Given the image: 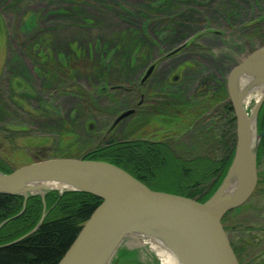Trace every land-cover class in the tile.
Here are the masks:
<instances>
[{
  "label": "rangeland",
  "instance_id": "1",
  "mask_svg": "<svg viewBox=\"0 0 264 264\" xmlns=\"http://www.w3.org/2000/svg\"><path fill=\"white\" fill-rule=\"evenodd\" d=\"M262 45L264 0H0V156L17 169L82 157L114 137L219 159L229 72ZM223 224L240 264H264V152L256 190ZM120 249L161 264L148 245Z\"/></svg>",
  "mask_w": 264,
  "mask_h": 264
},
{
  "label": "water",
  "instance_id": "2",
  "mask_svg": "<svg viewBox=\"0 0 264 264\" xmlns=\"http://www.w3.org/2000/svg\"><path fill=\"white\" fill-rule=\"evenodd\" d=\"M156 66L154 62L147 68L141 85L150 79ZM178 78L176 75L173 80ZM227 91L236 119L234 155L221 184L206 201L154 190L107 161L84 156L43 159L11 173L0 170V194L24 198L22 212L11 219L25 211L31 196H40L43 202L38 224L0 248L21 241L41 227L48 214L46 196L58 190L83 192L102 201L58 264H118L120 248L129 238L136 241L134 246L151 248L146 243L149 240L159 243L179 264H240L223 219L241 208L258 186V152L264 138V130L258 128L264 104V45L231 69ZM133 112H122L114 125ZM8 221H3L0 228Z\"/></svg>",
  "mask_w": 264,
  "mask_h": 264
},
{
  "label": "trees",
  "instance_id": "3",
  "mask_svg": "<svg viewBox=\"0 0 264 264\" xmlns=\"http://www.w3.org/2000/svg\"><path fill=\"white\" fill-rule=\"evenodd\" d=\"M224 115L227 129L220 136L219 145L224 154L219 159L206 156L185 159L178 156L167 142L120 140L114 137H108L84 157L113 163L154 190L204 202L221 184L234 155L235 116L230 102ZM258 128L259 131L264 130V104L259 113ZM9 131L11 137L18 133L17 130ZM263 152L264 138L259 147L258 166ZM0 170L11 173L15 169L0 156ZM23 201L22 196L0 194V223L16 216ZM46 202L49 211L41 227L21 241L0 248V264H58L82 225L102 201L83 192L68 191L60 194L51 191L46 196ZM42 211L41 197L31 196L24 213L0 230V244L13 242L30 232L39 222ZM232 246L237 255V249Z\"/></svg>",
  "mask_w": 264,
  "mask_h": 264
},
{
  "label": "flooded vegetation",
  "instance_id": "4",
  "mask_svg": "<svg viewBox=\"0 0 264 264\" xmlns=\"http://www.w3.org/2000/svg\"><path fill=\"white\" fill-rule=\"evenodd\" d=\"M183 49V48H182ZM181 49V50H182ZM180 50V51H181ZM179 51V52H180ZM179 77V76H178ZM149 82V81H148ZM174 82H176V81H174ZM147 84L148 83H145V84H140V89H143V92L140 94V105H139V108H141L143 105H144V103H145V99H146V88H147ZM102 92H104V91H102ZM106 92V91H105ZM135 112H133L132 114H134ZM90 128H93V124H90ZM193 131V128H191L189 131H187V133H190V132H192ZM108 136V135H107ZM108 138V137H107ZM106 138V139H107ZM180 139H182V138H180ZM179 141V139H174L173 140V143L175 144V143H177ZM160 142H165V141H160ZM167 144L169 145V147L173 150V151H175L176 149L174 148V146H173V144L172 143H169V142H167ZM175 153H176V151H175ZM26 210V209H25ZM24 213V212H23ZM22 213V214H23ZM21 214V215H22ZM14 217V216H13ZM13 217H11V218H13ZM19 217V216H18ZM11 218H8V219H5V220H9L7 223H5L1 228H0V230L5 226V225H7L9 222H11L12 220H14V219H16V218H14V219H11ZM4 220V221H5ZM3 222V221H2ZM1 222V223H2ZM0 223V224H1ZM1 245V244H0ZM127 249V248H126ZM124 251H127V250H123V252ZM120 253V252H119ZM119 258H122V257H120L119 256ZM119 261H118V264H140V263H142V262H140V261H138V260H136L135 262L134 261H131L129 258H126V259H124V258H122V259H118ZM153 260V259H152ZM150 261V263L149 264H154V262L153 261Z\"/></svg>",
  "mask_w": 264,
  "mask_h": 264
},
{
  "label": "bare ground",
  "instance_id": "5",
  "mask_svg": "<svg viewBox=\"0 0 264 264\" xmlns=\"http://www.w3.org/2000/svg\"><path fill=\"white\" fill-rule=\"evenodd\" d=\"M22 71L25 74V71L24 70ZM141 238H139V240H141ZM131 239L134 240V238H129V240L133 245H136L135 244L136 241H131ZM146 243H149L151 246V249H153L157 253V255L160 257L161 264H179L177 259L174 257V255L171 252H169L167 249L162 247L159 243L150 241V240L146 241Z\"/></svg>",
  "mask_w": 264,
  "mask_h": 264
}]
</instances>
